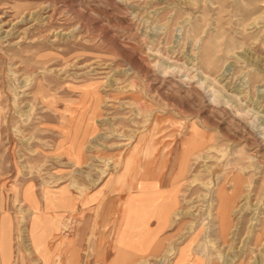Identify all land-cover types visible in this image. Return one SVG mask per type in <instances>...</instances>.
Listing matches in <instances>:
<instances>
[{
	"label": "rangeland",
	"instance_id": "1",
	"mask_svg": "<svg viewBox=\"0 0 264 264\" xmlns=\"http://www.w3.org/2000/svg\"><path fill=\"white\" fill-rule=\"evenodd\" d=\"M122 251L264 264V0H0V264Z\"/></svg>",
	"mask_w": 264,
	"mask_h": 264
},
{
	"label": "bare ground",
	"instance_id": "2",
	"mask_svg": "<svg viewBox=\"0 0 264 264\" xmlns=\"http://www.w3.org/2000/svg\"><path fill=\"white\" fill-rule=\"evenodd\" d=\"M78 115V114H77ZM77 115H76V117H77ZM74 118V117H73ZM72 118V119H73ZM190 141H194V144L195 145H193V146H196L197 144H198V142L196 141V143H195V140H192V138L190 139ZM190 141H188V142H190ZM192 146V145H191ZM121 163L120 162H116V165L117 166H119ZM116 165L115 166H113L112 168H116ZM103 174L105 173V172H102ZM142 185H139V186H137L136 187V189H138V191L136 192V194H134V196H140L141 195V197L143 196V197H145L146 196V194L144 193V190H143V188L141 187ZM174 194H175V190H174ZM174 194H173V197H172V192L170 191V193L168 194V196H167V199H165L164 201H160L159 202V205H158V202H149L148 204H145L144 206H143V208L141 209V210H137V209H134L135 211L133 212V211H130V210H128V215H132V214H135L133 217H129V216H127L126 217V219H130V220H127V221H130V225L129 226H132L133 228H134V225H136V222H138V226H136V228H139V227H141L142 228V230H143V233H138V235L137 236H135V234L132 236V240H136L137 238H141V246H143V247H145V249L144 250H147V249H149L148 247V243L150 242V240H154V236L156 235V233H157V230L159 229V224L160 223H162L164 220H165V218H166V216L168 215V213H171L172 212V210H173V207H174V204H175V202H174V199H175V196H174ZM133 196V197H134ZM133 197H131V198H133ZM131 198H128V199H126L125 201H124V203L126 202H128L129 204H131V202H133L132 201V199ZM129 208H130V206H129ZM169 209V211L167 212V210ZM142 211H143V213H147V212H149V213H152V215L154 216V217H156L157 218V221H158V227L157 228H155L154 229V234H152V235H150L149 233H147V232H144V230L147 228V225H146V223L144 222V217H142V215H141V213H142ZM178 213V212H177ZM176 213V214H177ZM182 213V212H181ZM178 215V214H177ZM137 216V217H136ZM137 219H136V218ZM141 218V219H140ZM127 221H125V222H127ZM124 226L125 227H128L126 224H124ZM156 231V232H155ZM152 233V232H151ZM138 236H142V237H138ZM125 237V236H124ZM147 237H149V240L147 241ZM125 240V239H124ZM126 242V241H125ZM127 244V243H126ZM130 246H132V245H129V244H127V247L128 248H130ZM134 247H136L135 249H134V252L136 253L137 251H139V249H142L138 244H136V245H133ZM116 250H118L117 249V246H116ZM115 250V251H116ZM132 256V255H131ZM130 256V254H127V253H125L124 251H122L121 252V254H119V256H118V258H120L121 259V264H125V262L131 257ZM114 262H112V264H113Z\"/></svg>",
	"mask_w": 264,
	"mask_h": 264
},
{
	"label": "crops",
	"instance_id": "3",
	"mask_svg": "<svg viewBox=\"0 0 264 264\" xmlns=\"http://www.w3.org/2000/svg\"><path fill=\"white\" fill-rule=\"evenodd\" d=\"M157 225H158V224L156 223V225H155L154 229L158 227ZM156 226H157V227H156ZM154 229H153L152 233H154Z\"/></svg>",
	"mask_w": 264,
	"mask_h": 264
}]
</instances>
